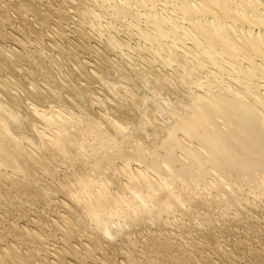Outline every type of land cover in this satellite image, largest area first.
I'll list each match as a JSON object with an SVG mask.
<instances>
[{
    "label": "bare ground",
    "instance_id": "bare-ground-1",
    "mask_svg": "<svg viewBox=\"0 0 264 264\" xmlns=\"http://www.w3.org/2000/svg\"><path fill=\"white\" fill-rule=\"evenodd\" d=\"M263 212L264 0H0V264H264Z\"/></svg>",
    "mask_w": 264,
    "mask_h": 264
},
{
    "label": "rangeland",
    "instance_id": "rangeland-1",
    "mask_svg": "<svg viewBox=\"0 0 264 264\" xmlns=\"http://www.w3.org/2000/svg\"><path fill=\"white\" fill-rule=\"evenodd\" d=\"M134 6H135V4H134ZM134 9H135V7H134ZM139 9H140V11H142V12L146 10V9H142V8H139ZM139 9H138V10H139ZM129 20H130V21H131V20L134 21V19H133V18L131 19V17L129 18ZM129 20H127V21H129ZM141 20L143 21V19H140V21H141ZM127 21H126V19L124 20V22H127ZM142 21H141V22H142ZM74 41H77V40L74 39ZM261 216L264 218V212H263V214H261ZM262 224L264 225V223H262ZM215 235L220 236V235H219V232H216ZM238 235H240V234H238ZM198 236H199V237H198ZM200 236H201V237H200ZM204 236H205V235H203V233H202V234H199V235H196V241H198V242H200V241H204V240L206 239ZM224 236H225V235H224ZM224 236H221L222 238H221V237H219V238L217 237V238H218L219 241L221 240V241H223V243H225L224 240H226L227 236H226L225 238H224ZM197 237H198L199 240L197 239ZM237 237H238V236H233V237H231V239H233V240L235 241V240L237 239ZM245 238H247V237H246V236L244 237V234H242L241 239H245ZM248 238H249V237H248ZM252 238H253V237H252ZM203 239H204V240H203ZM227 239H230V237H228ZM253 239H254V238H253ZM207 240H208V239H207ZM208 241H210V240H208ZM221 241H220V242H221ZM230 244H231V243H230ZM232 244H233V242H232ZM208 245H209V244H208ZM232 246H233V245H232ZM232 246L227 245V248H228V247L231 248Z\"/></svg>",
    "mask_w": 264,
    "mask_h": 264
}]
</instances>
